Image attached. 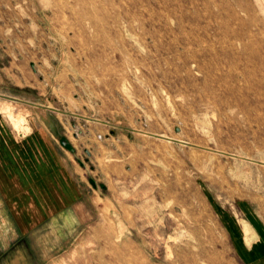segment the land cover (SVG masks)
Returning <instances> with one entry per match:
<instances>
[{"label":"rangeland","instance_id":"1","mask_svg":"<svg viewBox=\"0 0 264 264\" xmlns=\"http://www.w3.org/2000/svg\"><path fill=\"white\" fill-rule=\"evenodd\" d=\"M44 117L78 192H4L0 264H264V0H0V125Z\"/></svg>","mask_w":264,"mask_h":264},{"label":"crops","instance_id":"2","mask_svg":"<svg viewBox=\"0 0 264 264\" xmlns=\"http://www.w3.org/2000/svg\"><path fill=\"white\" fill-rule=\"evenodd\" d=\"M43 120L24 136H10L0 125V204H8L4 192L12 193V204H67L78 192L75 148ZM250 248L239 251L242 258L254 257Z\"/></svg>","mask_w":264,"mask_h":264},{"label":"bare ground","instance_id":"3","mask_svg":"<svg viewBox=\"0 0 264 264\" xmlns=\"http://www.w3.org/2000/svg\"><path fill=\"white\" fill-rule=\"evenodd\" d=\"M155 40V39H154ZM146 46V45H145ZM183 232V231H182ZM177 235V234H176ZM169 240V239H168ZM181 252V251H180ZM184 256V255H183ZM196 256H197V254H196ZM197 257H199V256H197ZM201 258V257H200ZM222 258V257H221ZM197 259H199V258H197ZM218 259V258H217ZM220 260V259H219ZM222 260H223V258H222ZM215 261H216V259H215ZM226 262V261H225Z\"/></svg>","mask_w":264,"mask_h":264}]
</instances>
